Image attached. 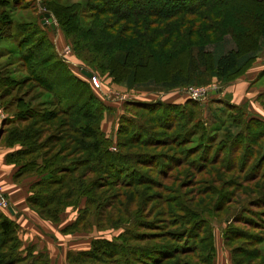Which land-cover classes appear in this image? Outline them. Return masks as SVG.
Wrapping results in <instances>:
<instances>
[{
  "label": "trees",
  "instance_id": "1",
  "mask_svg": "<svg viewBox=\"0 0 264 264\" xmlns=\"http://www.w3.org/2000/svg\"><path fill=\"white\" fill-rule=\"evenodd\" d=\"M181 1L97 0L98 4L91 0V2L68 6L53 0L46 2V5L57 17L63 18L64 15L69 21H76L77 32L80 37L85 38L94 36L96 32L103 35L105 32L103 25L106 29L107 19L102 16L107 13L112 20L116 17L124 19L122 14L125 11L119 9L122 2L125 5L129 3L133 7L142 2V6L150 8L155 15L166 16L176 8L187 7L180 4ZM205 1L194 0L192 5H201ZM126 9H128L127 14L132 11L130 7ZM181 9L183 8L175 12ZM259 14L261 17L260 15L254 17L261 20L263 14ZM7 16L5 14L0 17V43L10 38L12 34H6L1 30L2 24L8 23L12 26V21L8 20ZM94 24L99 25L98 31L93 29ZM24 26H18L20 30L18 33H21L22 39L18 56L24 67L30 71L29 78L11 79L8 72H4L9 64L0 66V100L4 109L7 111L12 105L17 104L15 113L5 118L1 127L3 132L1 139L5 144L20 146L19 149L7 154V163L19 166L18 176L33 173L38 177L30 185L27 200L42 216L60 220L67 206L77 207L84 200V205L78 207L76 219L66 227V230L78 226L80 221L86 220V217L90 215L95 216L92 223L94 222L93 224L101 229L119 228L123 226V223L126 224L123 230L114 236L108 237L103 234L94 236L87 248L69 249L67 251L69 264H186L189 262L183 261L182 255H192L203 264H214L217 248L215 226L211 219L213 216H221L228 206L235 202V194L242 189H244L243 194L250 198L249 206L243 208L244 212L252 206L251 211L248 212L253 216L261 214L258 216L259 221L243 215L241 213L243 209L236 213L234 211L233 214L224 217L227 224L222 230V237L225 245L230 247L232 264H264V250L259 246L264 242V209L253 210L256 207L264 208V181L256 182L259 177L264 178V171H262L264 156H260L257 165L250 168L256 156V150L259 149V139L245 149L244 155L246 154L247 160L238 170V158L230 167L225 166L226 158L223 159L221 154L227 147V143L220 142V145L215 147L214 143L219 136H213L212 132L215 130L204 125L206 121L201 118H198V124H193L185 131L184 136L176 134L168 138L172 140L166 144L151 142L150 138L136 136L138 134L130 130L126 133V138L115 143L102 131L99 121L93 116L89 115L86 120H81L83 112L95 110L91 106L87 107V101H76L81 95L80 92H76L79 82L87 85L89 89L86 80L75 76L67 64L59 58L53 45L50 44L48 33L39 26L38 22L33 27V34H24L27 33L22 29ZM229 41L228 38H222L209 46L198 47L199 51L209 59L213 75L222 82L229 81L234 75L246 69L263 48L259 45L252 51L241 53L238 49L231 47ZM26 42L34 44L28 46ZM124 61L126 58L121 60V62ZM206 64L208 61L205 63L203 59L193 60L187 74L176 72L162 87L172 89L197 83L196 77L201 73L199 69L201 65ZM57 67L67 69L70 72L69 75H72V78L75 76L77 82L72 87L68 86L69 90L67 89L66 92L72 95L67 97L70 101L64 104L61 101L66 98V92L62 90L63 83L59 86L60 79L57 78V73L53 72ZM110 68L114 69V66ZM42 69L50 77L54 76L53 81L50 77H46L47 74L41 77L39 70ZM135 72V70L132 71L131 75ZM29 82H33L35 87L44 89L49 96L51 95L52 100H47L46 94H40L44 97L39 99L34 98L35 96L31 98V92L21 90L22 88L17 95L11 96L17 87H24ZM7 97H10V101L5 104ZM26 97H29V101L25 99ZM32 100H39V107L35 106ZM193 102L199 103L195 100ZM131 103L141 102L132 101ZM59 104H67L68 110L63 114L73 115L75 119L68 118L60 123L52 124L58 117L57 110H62L57 107ZM233 105L228 104L231 109L235 108ZM50 106L54 108L51 109ZM162 107L163 110H168V106L162 105ZM177 107L181 108V106ZM71 108L79 112L71 113ZM184 114L185 120L191 123L197 119L196 116L189 117L187 110ZM136 120L138 119L135 118L132 121ZM251 122H253L252 125L255 124L254 129L259 131L261 138H264V118L252 114L247 123ZM139 125H137L138 128L141 127ZM147 132L145 130V134L148 135ZM140 133H142L141 130ZM166 145L177 147L176 154L169 157L174 161L173 166H168L169 162L166 160L169 158L166 159L161 152L142 151L136 148V146L159 148ZM219 147L221 154L218 156L215 155L214 150ZM246 150L251 152L248 154ZM161 161H164L168 168L170 167L169 170L167 169L168 172L165 170L167 167L161 168L164 165ZM142 166L148 171L141 168ZM176 168H180V175L171 176L170 171ZM235 169L236 176H226V172ZM153 171L157 175H152ZM156 176H162L165 180L172 178L180 182L179 186L166 187L172 188L176 193L173 198L162 200L164 191L161 190L165 187L163 182L165 180L162 181ZM248 182L250 185L243 187ZM117 185L120 187L114 189ZM150 186L159 190L150 192ZM230 186L236 188V191L230 189L235 192L232 196L228 189ZM153 200H158V203L149 207L147 203ZM167 202L173 203L168 206ZM161 206H163L162 209H159ZM131 207H133L132 210ZM233 222L249 224L258 230L244 231L231 225ZM165 223L167 226L163 227ZM164 238H170L171 241L165 242ZM237 239H243V242L252 248L234 244ZM147 241L153 243H147ZM0 250V264L42 262L41 254H35L33 247L23 246L19 235V223L3 211H0ZM189 263L195 264L192 261Z\"/></svg>",
  "mask_w": 264,
  "mask_h": 264
},
{
  "label": "rangeland",
  "instance_id": "2",
  "mask_svg": "<svg viewBox=\"0 0 264 264\" xmlns=\"http://www.w3.org/2000/svg\"><path fill=\"white\" fill-rule=\"evenodd\" d=\"M0 1V17L6 14L8 15V20L12 21V26H9L8 23L1 25L3 32L6 34L12 33L10 38L0 43V66L9 64L4 72H8L9 77L15 80H26L29 78L30 71L24 67L18 56L19 44L22 41L21 33H18L20 32L18 26L25 25L22 29L26 30L27 33L24 31V34H33V27L38 22L39 26L48 33L50 44L53 45L59 58L67 64L75 76L86 80L89 89L87 85H82V82L77 84L75 76L72 78L67 69L57 67L53 72H56L57 78L60 79L59 86L63 83L62 90L66 92L68 86L72 87L73 84H77L76 92H80L81 95L77 97L76 101H87V107L95 108V110H91L88 113L82 111L83 118L81 117V120H86L89 115L93 116L95 120L99 121L102 131L112 138L115 143L120 139L126 138V133L130 130L135 134L137 133L138 135L136 136H143L145 139L150 138L151 142L166 144L172 140L168 138H172L176 134L184 136L185 131L191 128L193 124H198V118H201L206 121L204 125L206 124L209 129L215 130L212 132L213 136H219V139L214 143L215 147L220 145V142L227 143V147L222 154L220 147L214 150L215 155L219 156L221 154L224 157L223 159L226 158L225 166L230 167L237 158L239 162L237 170L240 166H244V162L247 160L246 154L244 155L245 149L249 148L256 139L260 140L259 149L256 150V156H254L250 168L257 165L260 156H264V138H261L259 131L254 129L255 124L252 125L253 122L249 123L251 126L247 123L252 114L264 118V0H206L204 4L197 6L192 5L194 0H182L180 4L187 7L181 6L180 8L183 9L175 12L180 9L176 8V10L171 11L166 16L155 15L150 8H144L142 2L134 7L129 3L125 5L122 2L119 9L125 11L122 14L125 17L124 19L121 20L116 17L112 20L110 14L107 13L102 16V18L107 19L105 24L107 28L105 29L103 25V30L105 31L103 35L96 32L97 34L94 36L90 35L85 38L80 37L79 32H77L76 21L71 22L64 15L62 16L63 18H59L49 10L46 2L53 0ZM57 1L64 5L68 4V6L87 1L91 2V0ZM93 1L97 2V0ZM126 6L132 10L128 14ZM145 7L147 6L145 5ZM258 12L263 14L261 20L254 17L255 15H260ZM93 29L98 31L99 25L94 24ZM222 38H228L231 47L238 49L241 53L252 51L259 45L263 47L246 69L234 75L227 82H222L213 75L209 59L198 49L200 45L209 46ZM26 44L33 46L34 43L26 42ZM125 58L126 61L121 62ZM197 59H203L205 63L208 61V64L201 65L202 67L199 69L201 73L196 77L197 83L172 89L162 87L176 72L187 74L191 62ZM113 66L114 69H111L110 67L113 68ZM83 70L90 72L92 75L90 77L85 75ZM134 70L136 72L131 75ZM39 71L41 77L47 74L43 69ZM131 76H133L132 79ZM46 77H50V75L47 74ZM52 77H50L51 80L53 79ZM93 77H96L98 84L95 83ZM33 84V82H29L24 87H17V90H14L11 96L17 95L20 88H22L21 90L31 92V98L35 96L34 98L39 99L44 97L40 94H46L47 97L45 98L49 101L52 100L51 95L49 96L44 89L35 87ZM53 90L55 91V89ZM195 91L199 93L196 97L197 99L193 97V92ZM205 91L207 92L206 95H202ZM65 95L66 98L61 100L62 104L68 103L70 99L67 97L72 94L66 92ZM25 99L29 101V97ZM193 100L199 103L196 102L197 104H195ZM9 101L10 97H7L4 102L8 104ZM33 101L34 105L38 106L39 100ZM132 101L141 103H131ZM156 103L162 104L164 107L168 106V110H163L162 105ZM0 104L3 106L1 100ZM228 104H234L235 108L231 109ZM177 106H181V108ZM57 107L62 110H57L56 114H58V117L52 124L60 123L64 119L68 120V118L75 119L72 117L73 115L67 116L63 114L64 111L68 110L67 104H59ZM16 109L17 104L12 105L7 111L4 109L2 113L7 118L12 116ZM71 109V113L79 112L75 111L74 108ZM186 110L189 117L191 115L192 117L196 116L195 122L191 123L185 120L186 115L184 113ZM135 118L138 120L133 122L132 120H135ZM138 124L141 127L138 128ZM140 130L142 133H140ZM145 130L148 131V135L145 134ZM136 148L142 151L161 152L166 159L177 152V147L174 145H166L159 148L136 146ZM246 151H248V154L251 152L250 150ZM242 159L244 160L243 162ZM231 160L232 163H230ZM166 161L169 162L167 163L168 166H173L174 161L171 158ZM162 162L164 164V161ZM164 165L161 168L165 169L167 167L166 164ZM141 168L145 169L144 166ZM169 168L165 169L166 172H168ZM179 169H173L170 171V175H180ZM237 170L226 172V176H236ZM151 174L157 175L154 171ZM28 175H33V173H26L25 176ZM156 177L162 181L165 180L162 176ZM262 181H264L262 176L256 180L258 183ZM163 182L165 187L161 190L164 191L162 200L173 198L176 193H174L172 188L166 187L179 186L180 182L174 181L172 178ZM248 185H250V182L245 183L243 187ZM119 187V185L114 186V189ZM150 187V192L159 190V188ZM231 187L228 189L232 196L235 194L234 190L236 188ZM242 191L235 194V202L231 203L221 216H213L211 219L216 228L220 255H224L221 257L222 260L225 258V251L230 250L229 246L227 247L223 244V239L221 238L222 230L227 224L224 221V217L233 214L234 211L236 213V211L246 206L248 207L250 203L248 201L250 198L243 194L244 192ZM27 203L39 213L31 206L28 200ZM154 203H158V200H153L147 204L152 207ZM172 203L167 202V205L170 206ZM80 205H84V203L81 201L77 207L67 206L65 210L67 212L65 213L64 211L62 213L64 217L62 223H58L59 220H52L39 213L46 220L56 223L49 228V252L37 250V247L33 245L35 254H41L40 259L42 262L38 261L36 262L37 264H69L65 257L66 249L69 247L68 243L76 242L78 243L75 244L77 245L76 248H84L92 235L103 234L111 237L126 226L123 223V226L119 228L107 227L101 229L93 224L94 222L92 223L95 219L94 215L88 217L86 215V220L80 221L78 226L68 230H66L68 225L60 228L64 223L75 217L78 212L76 209ZM162 207L159 209H162ZM132 209L133 207H131ZM251 209L252 206L248 211H251ZM259 209L264 208H253L256 211ZM248 211L244 212L243 209L241 213L252 217L255 221H259L258 216H261V214L253 216ZM3 212L10 217L13 216L11 208L10 211L5 209ZM12 218L15 219L14 217ZM87 220L91 221V223ZM20 225L23 227L19 223V230L21 228ZM231 225L244 231L258 230V228L242 222H233ZM166 226V223L163 224V227ZM60 230L64 233L77 231L87 233L83 235H79L80 233L64 235ZM163 241L168 242L171 240L170 238H164ZM147 243L153 242L147 241ZM234 244L252 248L245 244L243 239H237ZM259 246L264 250V242ZM182 258L183 261L187 260L195 264H203L199 259L193 258L192 255H182ZM189 262L186 264H190Z\"/></svg>",
  "mask_w": 264,
  "mask_h": 264
},
{
  "label": "crops",
  "instance_id": "3",
  "mask_svg": "<svg viewBox=\"0 0 264 264\" xmlns=\"http://www.w3.org/2000/svg\"><path fill=\"white\" fill-rule=\"evenodd\" d=\"M0 108L4 111V107L0 104ZM5 119V116H3L0 113V130L3 124V120ZM20 146H8L5 144L4 140L0 137V183L3 184V186L6 189V193L9 196L10 203L13 207L12 209V217H14L18 223H21L23 227L20 225L19 235L22 239L23 246H31L35 245L37 247V250L41 251H50L49 250V228L56 222L46 220L43 218L39 213H37L34 209H32L29 204L27 203V197L30 193V185L37 180V176L35 174L33 175H17V170L19 166H17L14 163H7L6 156L9 152H13L16 149H19ZM84 203V200L83 202ZM83 206V205H81ZM70 210V209H69ZM78 211V208L76 209ZM76 211V212H77ZM67 211H65L66 213ZM62 215V214H61ZM78 212L76 213L75 217L73 219H70V221L64 223L63 226L60 228H64L67 225L71 224L77 217ZM64 220V217L60 218L58 223H62ZM216 229V228H215ZM61 231V230H60ZM64 233L63 231H61ZM80 233L79 235H83L87 232H74V233H64V235H72ZM95 235H92L88 239V244L86 245L87 248L91 244V240ZM82 237V236H81ZM223 239V237H221ZM47 241V244H46ZM223 244L224 243V240ZM215 242H216V248H217V254L214 258V264H232V253L228 249L225 251V258L224 260L221 259L222 256L220 255L219 251V244L216 237V230H215ZM78 243H68L65 257L67 260V251L69 249H80L76 248ZM67 245V244H66ZM82 249V248H81ZM222 260V261H221Z\"/></svg>",
  "mask_w": 264,
  "mask_h": 264
},
{
  "label": "built area",
  "instance_id": "4",
  "mask_svg": "<svg viewBox=\"0 0 264 264\" xmlns=\"http://www.w3.org/2000/svg\"><path fill=\"white\" fill-rule=\"evenodd\" d=\"M93 80L96 84H98L96 77H93ZM206 93L207 92L205 91V93H202V95H206ZM198 94L199 93H197V91L193 92V97L197 99L196 97L198 96ZM2 112L3 110L0 108V113L4 116ZM10 207L11 204L6 193V189L2 184H0V211H4L5 209H8V211H10Z\"/></svg>",
  "mask_w": 264,
  "mask_h": 264
},
{
  "label": "water",
  "instance_id": "5",
  "mask_svg": "<svg viewBox=\"0 0 264 264\" xmlns=\"http://www.w3.org/2000/svg\"><path fill=\"white\" fill-rule=\"evenodd\" d=\"M47 16H49V14H47ZM83 73H84L85 75L89 76V77L92 75L90 72H87L86 70H83ZM2 133H3L2 130H0V137H1ZM10 208L13 209L12 206H11Z\"/></svg>",
  "mask_w": 264,
  "mask_h": 264
}]
</instances>
